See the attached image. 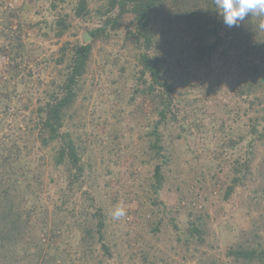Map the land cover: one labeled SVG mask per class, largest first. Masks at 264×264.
<instances>
[{"label": "trees", "instance_id": "16d2710c", "mask_svg": "<svg viewBox=\"0 0 264 264\" xmlns=\"http://www.w3.org/2000/svg\"><path fill=\"white\" fill-rule=\"evenodd\" d=\"M37 1L22 0L16 9L0 11L2 16L7 12L4 16L9 21L0 29V58H8L7 76L2 77L0 86V264L122 261L123 246L120 249L119 243L108 240L112 223L107 209L91 192L97 176L90 177L98 152H102V163H107L102 175L110 178L116 166L117 172L122 170L121 163L130 148L125 132L107 116L112 111L111 101L124 97V90L115 87L126 71L118 58L106 71L111 82L101 94L103 99L93 109L86 101L92 91L102 90L94 80L91 85L87 81L94 47L113 38L128 13L133 17L122 31V45L139 66L128 101L134 106L131 114L136 115V122L128 130L132 133L148 121V144L141 148L146 156L140 157L139 163L141 168L154 167L152 177L141 183L142 188L140 183L136 187V172L130 171L131 190L119 206L142 222L148 212L151 217L158 216L151 222L154 232L170 222L177 241L193 247L190 258L197 264H264V16L249 14L238 27L229 28L216 11L214 0H49L53 19L22 18L20 10ZM12 18L20 19L16 28L11 25ZM82 28L91 34V42L79 39ZM29 30H37L44 40L59 41L64 36L75 40L63 41L55 53L40 58L44 46L26 51L23 34ZM33 61L34 67L40 68L37 73L30 67ZM214 64L219 66L211 79ZM107 65L104 62L103 68ZM46 70L52 74L47 81L42 75ZM224 79L228 81L225 84ZM209 85H226L233 90L237 105L226 110V117L221 116L218 102L210 103L211 96L189 97L194 91L198 93L199 86L208 94ZM184 103L190 111L182 120L190 119V125L181 123L176 131L174 126L181 120L179 104ZM11 116L21 117L23 123L16 122L15 130L2 133L6 118ZM231 121H240L245 128L237 132ZM193 126L205 145L216 142L220 146L215 157L248 141L244 153L230 162L232 173L223 181L227 186L222 199L229 200L238 186L250 189L252 227L241 230V239L226 252L227 261L205 248L214 246L208 212L193 210L186 195L170 208L159 197L166 179L164 169L170 162L166 140L174 142L190 134ZM46 174L48 181L44 179ZM212 177L213 185L222 182L218 173ZM195 182L199 188L200 179ZM183 199L189 217L185 227L177 222ZM147 201L152 208L146 213ZM125 202H137V207L126 210ZM172 211L175 214L169 215ZM116 222L115 226L127 235L128 246L134 243L141 248L139 243L146 240L134 226L138 223L132 219L128 225L126 217ZM133 252L132 257L137 251ZM141 254L136 264H158L145 250Z\"/></svg>", "mask_w": 264, "mask_h": 264}, {"label": "rangeland", "instance_id": "374dc122", "mask_svg": "<svg viewBox=\"0 0 264 264\" xmlns=\"http://www.w3.org/2000/svg\"><path fill=\"white\" fill-rule=\"evenodd\" d=\"M21 1L22 0H5L3 3L0 2V11L8 8L16 9L22 5ZM49 7V0H38L35 4H26L25 7L20 10L19 14H21L22 18H26L28 21H39L44 17L53 19ZM6 13H4V15H6ZM4 15L2 16L0 13V29L9 22ZM132 17L133 13L126 14L122 20L123 25L121 29L116 31L117 34H114V37L107 42H98L94 47L91 63L92 66L89 70L87 81L88 85H91L92 80H94L95 84L102 90L92 91V96H90L86 103L93 109L94 106L98 105L100 100L103 99V95L101 94L111 82V78L108 75L106 78V71H110V64L113 59L118 58L120 64L126 67V71L124 77L116 82L115 87H118L121 91L124 90L122 93V97L123 95L124 97L122 100L118 99L111 101L112 105L110 106L112 107V111H109L107 116L109 121L116 123L117 127L125 132V142H128V145L130 144V148L126 150L127 154L121 163L120 167L122 170L117 172L118 166H116L114 168L115 175H112L110 178L109 176L102 175L107 168L106 161L102 163L100 160L102 152H98L94 155L98 160L93 162L94 170L91 172L90 177H97L94 182L95 188H92L91 192L98 198L99 202L105 206V209H107L108 220L112 223L108 229V240L112 244L116 242L119 243L120 245L118 246L120 249L121 246H123L121 250L123 253L122 261L125 264H136L139 258L141 259V252L144 250L149 253L151 259H156L158 264H197L196 260L190 258L194 251L193 247H186L183 243L177 241L176 229L170 222H165L159 232L151 230V222H154L159 218L156 215L151 217V214L149 215L148 212V215H146L147 218L144 222L139 219L136 220L131 214H126L127 216L124 215L121 217H126L128 225H130L132 219L134 222L136 221L138 223L134 226L138 228V231L143 234L146 240H142V242L139 243L141 248H138V244L134 243L129 247L128 241L126 240L127 235L123 232L121 227L118 228L115 226L117 219L114 218L113 212L116 208L120 207L119 204L124 201L125 196L127 197V193L131 190V187H128V183L132 182L130 171L136 172L134 183L136 187H138L140 183L139 186L141 187V183L145 184V182L152 177L154 167L153 165H150L149 167L141 168L139 163L140 157L142 158L146 156V154H143L144 152L141 151V148L147 147L148 144V137L146 135L149 130L146 127L148 121L143 122L141 126L138 125L132 133L128 130V126L134 125L136 122V115L131 114L134 106L128 101L132 93L129 87L135 82V72L137 71V68L139 69V66L137 67L135 58L128 52V50L123 48L122 38L124 35L122 34V31L124 32L127 29L125 26L130 22ZM19 20V18H12L11 25H13V28L17 27ZM97 24L98 23L96 22L89 25L90 27H95ZM84 30L87 29L82 28L79 35V39L82 42H84L82 37ZM23 39L26 44V51L28 52H31V49L44 46V50H42V53L38 56L40 58L55 53L59 44L63 41L68 39L75 40L72 36H64L59 41L56 39L44 40L38 35L37 30H29L25 32L23 34ZM92 40L93 39H90L89 42ZM2 41L3 39H0V43H2ZM7 62V57L3 56L0 58V86L2 85V77L4 79L5 76H7L5 70ZM104 62L108 64L105 69L103 68ZM34 64V61L31 62L30 67L35 68L37 73L40 68L34 67ZM218 66L219 64L213 65L212 68H214V71L211 74V79L215 78V74H217L216 68ZM42 75L47 81L52 74L50 73V70H46ZM101 78L102 80L100 82ZM105 81H107V84H104ZM227 82V80H223V84ZM22 87L23 86L21 85L20 89H22ZM207 88L210 91L208 94L205 93V91H207L205 87L199 86L198 93L194 91L189 97L192 99L197 95L202 98L211 96L213 98L210 97V100L212 101L210 103H219V108L222 110L220 111L221 116L226 117L229 115L226 113V110L234 109L237 105V101L232 99L234 93L233 90L226 85H223V87H213L212 85H209ZM109 93H111V91H109ZM183 98H185V96ZM103 104L104 100L101 101V107H103ZM205 107L206 106L204 105L203 108ZM179 109L180 119L182 120L187 112L190 111V107L184 103L182 105L179 104ZM114 112L117 114L116 116H113ZM1 114L2 113L0 112V118L2 117ZM6 119V128L2 133H7L11 130L13 131V129L15 130L16 122H19L20 125L23 123L21 117L14 118L11 116ZM181 120L176 124V127L174 126L176 131L179 130V124L181 123H184L186 126L190 125V119L185 121ZM231 123L237 132H241V129L243 130V128H245L240 121H231ZM190 130V134L185 133V136L174 142L166 140L169 145L167 152L169 154L170 162L164 169L166 179L164 187L159 193V197L167 204V207L170 208L179 202L181 196L186 195L189 197L193 210L196 212H208L210 215L208 218L209 230L211 232L210 240L214 243V246L213 248H205L210 252L215 253L218 257H222L224 261H227L228 257L226 252L232 244H235L241 239V230L252 227V217L248 213V209H252L253 207L251 206V196L253 192L250 189L238 186L229 200L222 199L225 193V187L227 186V182L223 183V181H227L228 176L232 173L230 162L233 161L238 154L244 153L248 141H244L237 149H227L226 153L221 154L219 157H215V154L221 150L220 146L216 142L205 145L203 138L200 136V132L196 130L195 126L190 128ZM262 151H264V147ZM135 153L139 155V158ZM85 158H88V156H85ZM260 158L261 157L256 160L255 165H257ZM211 163L214 164L211 165ZM214 173H218V176L222 178V182L217 185H213L215 179H213L212 175ZM52 175H57V172H53ZM196 178L200 179V182H198L199 188L196 187ZM44 179L47 181L49 180L48 174L44 176ZM106 181L109 183V186H107ZM85 188L89 189V185H86ZM80 196L81 193H78L77 197ZM144 198L145 197L143 196L142 199ZM82 199L83 197L80 198V200ZM146 203L145 212L147 213V210L152 208V204L150 201H147ZM180 203L184 208L183 212L177 216V222L182 227H185L188 225L189 219L187 215L188 208H186L188 204L184 199L181 200ZM123 205H125L126 210L129 208L134 209L137 207V202L130 204L125 202ZM172 214H175L174 211L169 212V215ZM254 214H256L255 211ZM114 221L116 223H113ZM132 225L133 224H131V226ZM117 248L118 247L114 246L116 251L119 249ZM133 251H137V253L133 254L132 257L131 254L134 253ZM122 261L116 259L115 264H122ZM109 262H111V260H109Z\"/></svg>", "mask_w": 264, "mask_h": 264}, {"label": "clouds", "instance_id": "9594fccd", "mask_svg": "<svg viewBox=\"0 0 264 264\" xmlns=\"http://www.w3.org/2000/svg\"><path fill=\"white\" fill-rule=\"evenodd\" d=\"M214 4L223 23L229 28L238 27L249 14L264 16V0H214ZM125 214L123 207H118L113 212L115 219Z\"/></svg>", "mask_w": 264, "mask_h": 264}, {"label": "water", "instance_id": "95a60500", "mask_svg": "<svg viewBox=\"0 0 264 264\" xmlns=\"http://www.w3.org/2000/svg\"><path fill=\"white\" fill-rule=\"evenodd\" d=\"M82 37L84 39V42L83 43H87V42L90 41V39H92L91 34L87 30H84V32L82 34Z\"/></svg>", "mask_w": 264, "mask_h": 264}]
</instances>
